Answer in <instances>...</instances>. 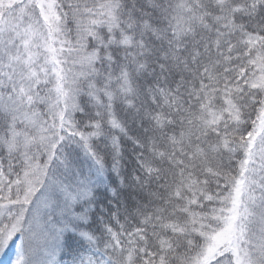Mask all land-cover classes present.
I'll list each match as a JSON object with an SVG mask.
<instances>
[{"label": "snow or ice", "instance_id": "6c2138e0", "mask_svg": "<svg viewBox=\"0 0 264 264\" xmlns=\"http://www.w3.org/2000/svg\"><path fill=\"white\" fill-rule=\"evenodd\" d=\"M6 264H264V0H0Z\"/></svg>", "mask_w": 264, "mask_h": 264}]
</instances>
